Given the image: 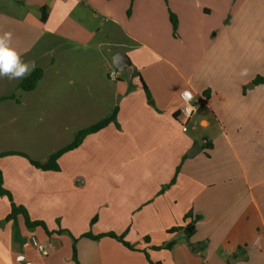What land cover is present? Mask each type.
<instances>
[{
	"label": "crops",
	"instance_id": "obj_1",
	"mask_svg": "<svg viewBox=\"0 0 264 264\" xmlns=\"http://www.w3.org/2000/svg\"><path fill=\"white\" fill-rule=\"evenodd\" d=\"M191 1L0 0V31H11L22 60L42 69L25 90L32 109L68 97L75 113L90 104L103 110L78 130L116 110L59 157V170L30 162L25 173L2 169L14 202L45 227L6 219L11 202L0 195V264H73V243L79 264H149L145 252L161 264H229L235 253L232 264H264V83H253L264 73V0H233L231 20L209 26L193 20ZM169 10L180 33L189 28L198 38L171 36ZM116 34L131 44L111 43ZM112 44L131 60L117 79L103 72L109 62L100 48ZM184 89L201 97L186 130ZM186 226L194 227L188 237ZM105 232L133 248L82 236Z\"/></svg>",
	"mask_w": 264,
	"mask_h": 264
},
{
	"label": "rangeland",
	"instance_id": "obj_2",
	"mask_svg": "<svg viewBox=\"0 0 264 264\" xmlns=\"http://www.w3.org/2000/svg\"><path fill=\"white\" fill-rule=\"evenodd\" d=\"M232 4L233 0H192L191 6L194 11L191 12L194 14L193 20L197 25H200L203 19L208 26L215 22L225 24L231 20ZM207 7L212 9L209 14L205 11ZM197 8L199 10L198 12L196 11ZM129 10L130 8L127 10V16L130 15V12H128ZM174 14L177 17L178 23L176 34L174 35L171 30V36L178 37V35H181L186 38L187 35H191V38H193L194 35V37H197L198 34L196 31L191 32L189 28L186 29L189 33H185L184 31L180 33V31H178L180 17L176 13ZM188 16L189 13L186 11L183 12L181 18L184 23H187L185 24L187 27H189ZM132 25L136 24L132 22ZM215 30L211 29L208 32V36L210 37ZM157 33L160 35L159 32ZM154 34L155 32L150 31L146 35L152 37ZM122 40L125 41L127 45L131 44L128 39L118 34L112 37L111 43L120 42ZM176 44H178L180 50H184L185 45L181 43ZM100 49L104 51L109 62V65L103 68L105 78H108L107 72L110 69L117 71L119 75H123L125 71H119L112 63V58L117 53L118 48L112 44L109 46L104 45ZM126 49L129 48L127 47ZM145 57L146 56H143V58ZM21 80H10L7 77H0V96L9 95V98L0 101V152L20 151L32 159L44 163L50 153L72 141L83 122L98 117L103 113V110L98 109V106H96V110L92 111L91 109L94 106L92 104L86 107L85 114L81 115L75 113V104L72 102L67 103L72 99L68 97H56L55 99H65L64 103H51L47 107H43L41 111H35L30 104L32 95L19 86ZM73 86L74 85L66 82L67 90H72ZM95 104L106 105V103L103 101L101 102L98 97H96ZM79 115L83 116V118H79ZM201 139L202 138L199 136L198 140L201 141ZM28 165H30L28 159L23 156L12 154L0 158L1 171L3 169L5 172L19 171L25 173L27 169L26 166ZM31 246L34 247L33 245ZM236 258V253L231 254V256L226 259L227 263L232 264Z\"/></svg>",
	"mask_w": 264,
	"mask_h": 264
},
{
	"label": "trees",
	"instance_id": "obj_3",
	"mask_svg": "<svg viewBox=\"0 0 264 264\" xmlns=\"http://www.w3.org/2000/svg\"><path fill=\"white\" fill-rule=\"evenodd\" d=\"M130 12V10L128 11ZM47 17V13H46V6H42L41 7V15H40V19L41 21H44ZM169 20L171 23V27H172V32L175 35L176 34V29H177V17L176 15L171 12L169 10ZM42 76V69L41 68H35L30 75L26 76L25 78H23L21 80V82L19 83V86L24 89V90H31L35 87L37 81L41 78ZM253 83L258 84V83H264V73L263 74H258L255 76V78L253 79ZM145 89V92L148 94V89L147 87L144 85L143 86ZM9 98L8 96H0V101ZM115 113L116 110H114L108 117L102 118L99 121H97L96 123L82 128L80 130L77 131V133L75 134L74 138L72 139V141L68 144H66L65 146L57 149L56 151L52 152L49 154L47 160L44 163H40L32 158H30L29 156H27L25 153L20 152V151H4V152H0V157L5 156V155H20L23 156L25 158L28 159V161L34 165L37 168L43 169V170H59V164H58V159L59 157L67 152L70 151L74 148H76L82 141V139L89 133H93L98 131L99 129L103 128L104 126H106L110 121L114 120L115 118ZM173 181V180H171ZM0 195H5L7 196V198L10 200L11 202V210L10 213L6 216V219L8 218H13L16 219L18 215H22L23 219H24V223L26 226L28 227H34L36 225H42L43 227L44 224L42 221H36V220H30L27 212L25 210V208L20 205V204H16L12 198V194L11 192L4 187L3 185V175H2V171L0 170ZM194 231V227L193 226H186L185 227V234L188 237L189 235H191ZM82 236H87L93 239H98L102 236H109L112 238L117 239L118 241H120L121 243H123L126 247L132 249L133 247L131 246V244L129 242H127L122 235H117L114 232H105V233H100V234H90V233H84L82 234ZM76 241V238H75ZM173 245V241L167 242L166 244H164L163 246H154L155 249L158 248H170ZM192 246H194L193 244H191ZM73 249V255H72V261L73 264H79L78 260L76 258V253H75V247H74V243L72 246ZM144 251V250H143ZM145 252V251H144ZM146 254V258L147 261L149 262V264H161V262L159 261H153L148 257V254L145 252Z\"/></svg>",
	"mask_w": 264,
	"mask_h": 264
},
{
	"label": "clouds",
	"instance_id": "obj_4",
	"mask_svg": "<svg viewBox=\"0 0 264 264\" xmlns=\"http://www.w3.org/2000/svg\"><path fill=\"white\" fill-rule=\"evenodd\" d=\"M12 41L11 31H0V77L21 80L35 69V63L22 60L21 54L13 46Z\"/></svg>",
	"mask_w": 264,
	"mask_h": 264
},
{
	"label": "built area",
	"instance_id": "obj_5",
	"mask_svg": "<svg viewBox=\"0 0 264 264\" xmlns=\"http://www.w3.org/2000/svg\"><path fill=\"white\" fill-rule=\"evenodd\" d=\"M107 76L110 79H117V71L110 69L107 72ZM182 103L180 105V114L183 118L182 129L186 130L187 121L192 117V115L197 110L199 104L201 103V97L195 95L190 89H184L181 92ZM30 243L43 255H47L48 251L45 246L37 239L36 236L31 235Z\"/></svg>",
	"mask_w": 264,
	"mask_h": 264
},
{
	"label": "water",
	"instance_id": "obj_6",
	"mask_svg": "<svg viewBox=\"0 0 264 264\" xmlns=\"http://www.w3.org/2000/svg\"><path fill=\"white\" fill-rule=\"evenodd\" d=\"M113 65L119 70H126L131 64L129 56L123 52H117L112 58ZM195 147L192 148L194 150ZM188 156H191L190 153H187Z\"/></svg>",
	"mask_w": 264,
	"mask_h": 264
}]
</instances>
